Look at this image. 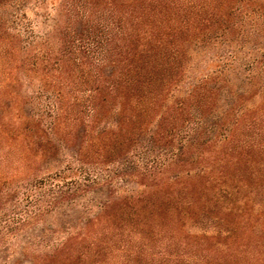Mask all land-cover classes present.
<instances>
[{"label":"trees","instance_id":"1","mask_svg":"<svg viewBox=\"0 0 264 264\" xmlns=\"http://www.w3.org/2000/svg\"><path fill=\"white\" fill-rule=\"evenodd\" d=\"M3 149L0 264H264V0H0Z\"/></svg>","mask_w":264,"mask_h":264},{"label":"rangeland","instance_id":"2","mask_svg":"<svg viewBox=\"0 0 264 264\" xmlns=\"http://www.w3.org/2000/svg\"><path fill=\"white\" fill-rule=\"evenodd\" d=\"M1 156H0V170H3L4 173L3 175H7V176H13L16 174H12L14 172L18 171V154L17 152H15L14 150H7V149H3L1 152ZM4 155L7 156V162L3 163L2 162V158L4 157ZM18 175V174H17Z\"/></svg>","mask_w":264,"mask_h":264}]
</instances>
